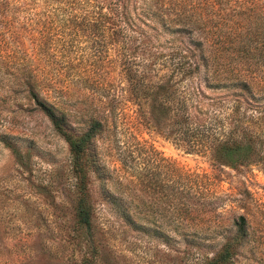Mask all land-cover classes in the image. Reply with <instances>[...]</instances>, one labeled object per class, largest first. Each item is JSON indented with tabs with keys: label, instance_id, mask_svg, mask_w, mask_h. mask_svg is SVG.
Listing matches in <instances>:
<instances>
[{
	"label": "trees",
	"instance_id": "16d2710c",
	"mask_svg": "<svg viewBox=\"0 0 264 264\" xmlns=\"http://www.w3.org/2000/svg\"><path fill=\"white\" fill-rule=\"evenodd\" d=\"M79 38L90 51L84 88L100 92L101 103L81 123L82 111L69 107L64 59L56 60ZM109 49L120 56L122 76L112 88L94 72ZM199 81L222 97L208 98ZM0 86L46 117L67 144L74 221L89 247L96 213L90 185L107 173L95 142L124 102L188 153H208L210 179L224 168H264V0H0ZM0 144L18 164L29 160L9 134L0 133ZM231 227L202 264H235L249 236L247 218L239 215ZM89 263L87 256L80 262Z\"/></svg>",
	"mask_w": 264,
	"mask_h": 264
},
{
	"label": "rangeland",
	"instance_id": "374dc122",
	"mask_svg": "<svg viewBox=\"0 0 264 264\" xmlns=\"http://www.w3.org/2000/svg\"><path fill=\"white\" fill-rule=\"evenodd\" d=\"M83 41L56 59H64L69 107L82 111L80 123L101 105L100 92L85 89L81 79L90 53ZM101 58L94 72L112 88L122 80L120 56L109 49ZM199 86L208 98L222 97ZM1 89L0 133L22 143L29 160L18 164L0 144V264H80L85 256L89 264H202L239 215L247 218L249 236L235 264H264V168H224L210 179L208 153L175 145L126 102L95 142L107 173L90 185L96 213L88 247L74 221L67 144L20 95Z\"/></svg>",
	"mask_w": 264,
	"mask_h": 264
}]
</instances>
